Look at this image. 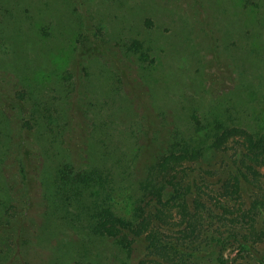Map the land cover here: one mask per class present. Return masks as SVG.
I'll return each instance as SVG.
<instances>
[{
    "label": "rangeland",
    "instance_id": "374dc122",
    "mask_svg": "<svg viewBox=\"0 0 264 264\" xmlns=\"http://www.w3.org/2000/svg\"><path fill=\"white\" fill-rule=\"evenodd\" d=\"M259 13L264 19V0H0V128L14 141L17 176L6 184L14 204L20 207L23 200L19 154L24 151L35 158L39 178L67 158L82 169L111 165L127 176V187L128 181L133 184L140 129H145L141 140L146 145L160 122L200 143L205 130L197 133L191 120L197 114L206 123L221 120L264 131V23H258ZM100 35L113 51L99 48L103 64L126 62L124 43L130 39L150 50L128 84L131 97L145 101L137 100L134 110L127 95L119 96V81L100 62L87 70L81 66L76 71L73 65L83 40ZM132 60L139 64L137 56ZM85 71L90 76L80 81ZM144 111L147 122L140 128ZM162 144L157 142V148ZM246 148L244 135L237 134L200 166H178L196 184L191 222H183L175 207L174 213L167 208L163 219L168 223L153 227L132 250L89 235L82 225L63 220L66 213L59 210L57 217H47L45 205L53 204L54 197L44 198L39 186L25 198L19 217L0 213V264H19L21 246L32 258L29 264H214L213 245H206L210 236L222 241L216 250L228 264H257L247 249L264 255V214L256 222L251 214L254 205L264 203V156ZM164 150L155 153L152 163ZM131 195L136 192H127L126 201ZM124 198L115 209L130 218L132 207ZM16 223L20 238L15 241L11 231ZM190 225L202 232L196 243L183 236ZM200 243L203 251L196 253Z\"/></svg>",
    "mask_w": 264,
    "mask_h": 264
},
{
    "label": "trees",
    "instance_id": "16d2710c",
    "mask_svg": "<svg viewBox=\"0 0 264 264\" xmlns=\"http://www.w3.org/2000/svg\"><path fill=\"white\" fill-rule=\"evenodd\" d=\"M258 15V23H264L261 13ZM132 40H127L124 43L127 61L121 62L120 65H113L108 60H106V64L99 61L101 57L99 48L105 47L107 49V42L104 36L100 35L96 37L95 41L86 38L75 53L73 65L76 66V71L81 66L87 70L96 64V61L100 62L102 67L107 70L109 69L114 78L119 81L121 87L119 96L127 95V102L131 104L134 110L135 105H137L136 101L139 99L144 101V98L131 97L132 94L129 92L130 88L128 89V84H130V80L134 79V74L140 68V63H146L148 61L150 50L146 48L142 41L138 39ZM107 50L110 53L112 48L111 50ZM130 54L137 56V62L139 64L136 65V62H133V56ZM238 70L237 68L236 71ZM83 73L84 77L79 78L80 81L90 76L89 71ZM75 76L77 78V74ZM138 80L139 77L135 79L136 84L139 83ZM215 80H217L216 82L219 81L218 84L221 85V80L216 77ZM242 82L247 83L246 80H242ZM138 107L140 106L138 105ZM146 116L147 112L144 111L141 116L143 124L140 125V128L146 125ZM191 120L196 132L205 130V134L203 135L204 139L200 143L194 140L195 137L186 135L180 129L174 128L170 130V128L168 129L166 125L160 122L158 127L150 134L151 136L147 135L149 137L148 139L152 138L150 146L149 144L146 145L148 141L141 140L144 138L145 129L142 133L140 129L139 136L136 137L137 143L135 145L138 153L134 156L132 163L133 173L131 180L133 184L128 181L129 186L127 185V187H125L124 183L125 178L127 181V176L122 177L120 173L116 172L117 169L111 165H109V168L106 165H97L82 169L78 168L77 164H74L67 158L60 161L59 167L54 169L52 173H49L47 177L39 178V168L34 162L35 158L30 157L26 151H24V154L20 153L19 163L23 168L21 173H24L23 188H25L20 207L14 204L15 197L13 192L6 186L8 180H11V177L16 175L15 170H17V166L12 161L11 153L14 149V141L8 135L7 138L0 128V141L2 140V136L5 139L0 149V213L5 218L10 217L11 214H15L14 217H19L17 214L19 213L20 215L22 206L24 207L25 204V198L32 196V193L37 192L36 190L40 186L44 198L47 199V196L50 195L54 197L53 204L48 203L45 205L44 213L47 217H57L56 210H59L61 214L66 213V215L62 214L63 216L61 218L63 220L76 222L80 226L82 225L83 230H87L89 235L111 239L123 250H132L142 240L143 236L150 232L153 233V227L167 224L168 221L163 219L167 208L168 211L171 210L174 213L175 207L181 214L183 222H191L194 212L192 203H194V196H197L195 192L196 184L194 181L188 179L190 178L189 173L184 171L181 173V171H178V166L186 162L200 166L202 160L214 153L216 154L218 151L220 152V147L224 142L237 134L244 135L247 142L246 149L250 154L257 157L264 156V131H249L237 125L225 124L221 120L206 123L207 121L200 119L197 114H194ZM149 123L150 120L148 121ZM159 141H162L163 144L157 148V142ZM154 143L155 145L152 148ZM162 150L164 151L160 154L159 159L152 163L155 153L158 155ZM148 163L152 164L148 165ZM171 173H174V175ZM132 190L136 192V196L133 198L131 195L127 198L128 201H126L124 195L126 196V193ZM122 197L128 203V206L130 205L132 207V215L130 218L121 216L116 212L115 206L117 203H121ZM27 204L30 203L28 202ZM23 212L25 218L27 216L31 218L27 215L29 211L27 213L25 211ZM251 214L253 215L252 220L256 222L257 217L259 218L261 214H264V203L259 202L254 205ZM188 228L189 233L183 234L185 241L192 238L196 243L199 236L202 237L200 228L196 225H190ZM11 232V235L15 237V241L20 238L17 223L15 224V231ZM220 244H222V241L217 240L215 236L208 237L206 243L207 246L213 245L214 254H216L214 264H228L224 261L222 252L219 251L217 253L216 248ZM197 246L198 249L195 252H202L203 244L200 243ZM23 249L24 247L22 246L19 248L16 260L19 264H29L32 258ZM27 249L29 250L28 247ZM247 250L255 258L257 264H264V255L252 250V248Z\"/></svg>",
    "mask_w": 264,
    "mask_h": 264
}]
</instances>
